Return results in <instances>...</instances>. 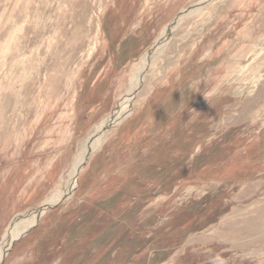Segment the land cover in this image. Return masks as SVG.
Here are the masks:
<instances>
[{
    "label": "rangeland",
    "instance_id": "1",
    "mask_svg": "<svg viewBox=\"0 0 264 264\" xmlns=\"http://www.w3.org/2000/svg\"><path fill=\"white\" fill-rule=\"evenodd\" d=\"M134 77L0 264H264V0H0V241Z\"/></svg>",
    "mask_w": 264,
    "mask_h": 264
},
{
    "label": "bare ground",
    "instance_id": "2",
    "mask_svg": "<svg viewBox=\"0 0 264 264\" xmlns=\"http://www.w3.org/2000/svg\"><path fill=\"white\" fill-rule=\"evenodd\" d=\"M150 56H152V55L146 54L143 57V63L147 59H149ZM150 59H151V57H150ZM144 65H145V63H144ZM142 68H144V67H142ZM136 71H138V70H136ZM137 73H136V75H137ZM137 76H139V75H137ZM137 83L138 82H137L136 78L135 77H134V79L132 78V81L130 82V85H129V88H128L127 92H126L125 97L123 99L121 98L122 99L121 102L118 103L119 105H118L117 112L114 115H112L109 118H107L104 121V123L101 125V127H99V129H96L97 131H94L95 132L94 135H96L97 137L95 139H92L93 140L92 145H90V147L86 148V150L84 151L85 153L83 152V155L80 156V158L78 159V161H77L76 165L74 166L73 170L71 171V173H69V181L67 182L66 190L54 193V195H52L51 197L47 198L42 204H40V206L38 205L39 206V207L37 206L38 208H35L32 211H29V213L27 215L20 214L22 216L19 215V217L16 218V220H14V222L11 224L10 228H8V230L3 234L2 238H1V241H0V261H1L2 255L9 248V246L18 237H20L21 234L26 229H28L33 224V222L38 217H40L41 214L48 207H50L51 205H54L55 203L61 201L63 198H65L66 196H68L71 193V189L75 185L76 170L79 167V165L82 163L83 159L85 158V155L88 152H90L91 150H93V147H96L99 144L98 143L99 142L98 141L99 140L98 137L100 136L101 133L106 131L109 127L115 126L128 113V110L130 109V107L132 105V100H133V98L135 97V94H136V85H137Z\"/></svg>",
    "mask_w": 264,
    "mask_h": 264
},
{
    "label": "water",
    "instance_id": "3",
    "mask_svg": "<svg viewBox=\"0 0 264 264\" xmlns=\"http://www.w3.org/2000/svg\"><path fill=\"white\" fill-rule=\"evenodd\" d=\"M19 238V237H18Z\"/></svg>",
    "mask_w": 264,
    "mask_h": 264
}]
</instances>
